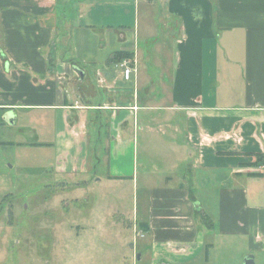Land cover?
Masks as SVG:
<instances>
[{
    "label": "crops",
    "instance_id": "1",
    "mask_svg": "<svg viewBox=\"0 0 264 264\" xmlns=\"http://www.w3.org/2000/svg\"><path fill=\"white\" fill-rule=\"evenodd\" d=\"M160 1L157 23L155 0H0V120L29 117L40 140L50 118L65 176L83 175L90 158L97 170L105 127L106 177L137 188L138 125L146 149L161 154L163 180L153 185L144 154L150 200L129 226L141 227L155 259L184 263L208 251L209 262L211 242L228 239L244 246L240 264H264L255 163L264 156V0ZM115 52L131 56L113 61Z\"/></svg>",
    "mask_w": 264,
    "mask_h": 264
},
{
    "label": "rangeland",
    "instance_id": "2",
    "mask_svg": "<svg viewBox=\"0 0 264 264\" xmlns=\"http://www.w3.org/2000/svg\"><path fill=\"white\" fill-rule=\"evenodd\" d=\"M145 8L142 3L141 13ZM153 8L158 23L161 21L158 14L165 12V5L155 0ZM166 24V29H170V22ZM163 34L164 51L166 47L172 49V37ZM163 73L170 72L163 70ZM102 94L106 96L104 92ZM30 121L25 117L15 126L0 120V264L241 263L242 242L228 239L211 242L209 262L203 257L208 251L196 254L193 257L196 259L190 262L158 260L153 254L154 248L145 243L141 227L130 228L134 210H141L150 200L145 195L141 174L145 171L142 168L144 154L150 159L145 174L149 173L153 185L158 186L163 180L160 176L163 173L161 154L151 145L146 149L147 143L151 142L142 140L146 130H140L136 125V155L142 164L138 166L137 188L131 181L120 183L106 177L110 173V149L107 147L110 133L107 128L99 126L100 131L97 128L95 136L96 152L101 159L97 170L93 172L94 163L90 158V165L83 175L65 176L57 172L58 158L51 145L50 118L40 140H32L35 123ZM91 135L93 139L95 134ZM93 151L94 145L90 148V157ZM255 163L258 170L264 172V156H257ZM124 168L128 171L126 162ZM83 180H88L89 184L85 185Z\"/></svg>",
    "mask_w": 264,
    "mask_h": 264
},
{
    "label": "trees",
    "instance_id": "3",
    "mask_svg": "<svg viewBox=\"0 0 264 264\" xmlns=\"http://www.w3.org/2000/svg\"><path fill=\"white\" fill-rule=\"evenodd\" d=\"M116 61H122L123 59H128L131 56V53L128 52H115L114 53Z\"/></svg>",
    "mask_w": 264,
    "mask_h": 264
},
{
    "label": "built area",
    "instance_id": "4",
    "mask_svg": "<svg viewBox=\"0 0 264 264\" xmlns=\"http://www.w3.org/2000/svg\"><path fill=\"white\" fill-rule=\"evenodd\" d=\"M121 67L124 69L123 70L124 71V77L126 79H128L130 77V74H131V69L129 67H127L125 62L121 64Z\"/></svg>",
    "mask_w": 264,
    "mask_h": 264
},
{
    "label": "water",
    "instance_id": "5",
    "mask_svg": "<svg viewBox=\"0 0 264 264\" xmlns=\"http://www.w3.org/2000/svg\"><path fill=\"white\" fill-rule=\"evenodd\" d=\"M79 70V69H78ZM81 76H83V71L82 70H79ZM243 264H255L254 262V259L252 257H248L244 260V263Z\"/></svg>",
    "mask_w": 264,
    "mask_h": 264
}]
</instances>
